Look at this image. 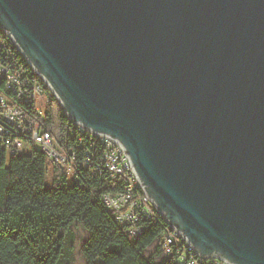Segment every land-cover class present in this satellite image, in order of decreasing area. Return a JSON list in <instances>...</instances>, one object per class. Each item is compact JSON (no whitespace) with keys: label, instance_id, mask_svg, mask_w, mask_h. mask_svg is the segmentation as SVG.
<instances>
[{"label":"water","instance_id":"water-1","mask_svg":"<svg viewBox=\"0 0 264 264\" xmlns=\"http://www.w3.org/2000/svg\"><path fill=\"white\" fill-rule=\"evenodd\" d=\"M0 28L199 255L264 264V0H0Z\"/></svg>","mask_w":264,"mask_h":264},{"label":"trees","instance_id":"trees-1","mask_svg":"<svg viewBox=\"0 0 264 264\" xmlns=\"http://www.w3.org/2000/svg\"><path fill=\"white\" fill-rule=\"evenodd\" d=\"M0 39L30 72L1 30ZM18 103L28 119L39 120L61 146L75 152L77 163L71 174L51 163L47 182L50 161L41 148L11 153L0 141V264H180L163 250L162 218L139 222L143 232L137 237L118 222L103 194L122 192L124 180L96 169L103 161L101 143L77 130L54 95L43 120L33 104ZM86 158L89 163L82 164Z\"/></svg>","mask_w":264,"mask_h":264},{"label":"built area","instance_id":"built-area-1","mask_svg":"<svg viewBox=\"0 0 264 264\" xmlns=\"http://www.w3.org/2000/svg\"><path fill=\"white\" fill-rule=\"evenodd\" d=\"M0 30L12 40L6 31L1 28ZM14 46L16 47L15 43ZM0 49V85L3 84L4 87L0 88L1 143L11 153H21L32 145L38 146L46 153L50 163L58 164L68 174L73 173L77 163L75 152L61 146L51 133L41 126L39 120L28 119L25 109L18 103L33 104L36 114L43 120L45 107L53 95L56 97L55 93L17 47L18 53L29 65L30 72L17 61L11 49L4 45L1 39ZM30 74L35 75V78L32 79ZM37 78H40L41 82ZM42 96H45L46 101L45 107L41 109L39 102ZM74 125L81 134L96 138L101 143L104 151L103 161L96 164V169H105L111 176H119L124 180L123 191L118 194L104 193L103 201L114 210L116 219L128 229L132 237H137L143 232V225L139 223L142 220L162 218L166 223L162 234L163 250L166 254H174L180 264H231L220 256L199 255L183 234L168 223L158 207L145 194L122 146L117 141L92 132L81 123ZM89 161V158H86L81 163L87 165Z\"/></svg>","mask_w":264,"mask_h":264},{"label":"rangeland","instance_id":"rangeland-1","mask_svg":"<svg viewBox=\"0 0 264 264\" xmlns=\"http://www.w3.org/2000/svg\"><path fill=\"white\" fill-rule=\"evenodd\" d=\"M45 96H42V98L40 99V102H39V106L42 108L45 107ZM51 173H52V164H48V173H47V182H50V176H51ZM81 262L79 261L78 264H80Z\"/></svg>","mask_w":264,"mask_h":264},{"label":"bare ground","instance_id":"bare-ground-1","mask_svg":"<svg viewBox=\"0 0 264 264\" xmlns=\"http://www.w3.org/2000/svg\"><path fill=\"white\" fill-rule=\"evenodd\" d=\"M87 138V137H86ZM86 141V140H85Z\"/></svg>","mask_w":264,"mask_h":264}]
</instances>
